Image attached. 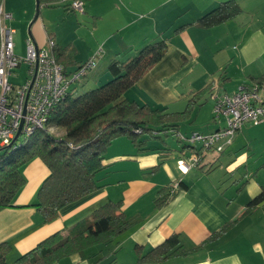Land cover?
I'll use <instances>...</instances> for the list:
<instances>
[{
  "label": "crops",
  "instance_id": "1",
  "mask_svg": "<svg viewBox=\"0 0 264 264\" xmlns=\"http://www.w3.org/2000/svg\"><path fill=\"white\" fill-rule=\"evenodd\" d=\"M226 1L236 2L241 13L212 28L197 24ZM1 5L11 15L6 25L14 34L13 23L21 32L31 21L27 35L23 38L20 33L16 38L18 57L25 53L28 37L40 49H47L52 39L53 55L70 74L99 53L95 67L86 75L96 86L111 79L107 71L111 61H125L148 43L164 40V57L124 94L140 105L179 113L203 91L198 106L205 101L212 110L213 94L233 95L239 87L264 76V0H84V13L73 28L75 42L64 40L50 17L53 12L64 16L66 4L53 0L51 6L39 8L33 21L36 0H1ZM180 27L184 28L176 32ZM83 82L73 86L76 91ZM197 107L198 115L202 108ZM208 121L205 130L191 133L207 134L224 126L212 111ZM262 135L264 122L245 124L221 153L205 155L186 174L180 173L176 161L190 155V149L182 154L181 146H169L170 155L160 160L157 152L138 149L126 137H119L107 148L104 168L96 176L103 187L64 206L50 222H44L33 207L49 174L35 158L23 167L25 185L12 207L0 211V243H9L8 256L15 262L51 235L89 218L103 204L121 201L130 222L122 235L111 244L71 254L56 264H154L137 259L173 233L180 236L187 252L160 264H264V203L246 213L247 203L264 188V176L258 168L254 172L246 166L241 169L261 154L254 147ZM145 148L163 149L148 144ZM174 184L180 187L167 203L155 206L156 199L169 194ZM226 225L222 235L200 247Z\"/></svg>",
  "mask_w": 264,
  "mask_h": 264
},
{
  "label": "trees",
  "instance_id": "2",
  "mask_svg": "<svg viewBox=\"0 0 264 264\" xmlns=\"http://www.w3.org/2000/svg\"><path fill=\"white\" fill-rule=\"evenodd\" d=\"M36 1L38 10L42 6H51L53 2ZM67 11L71 10L67 7ZM240 13L241 8L236 2H222L199 18L197 24L205 29L212 28L235 18ZM183 28H178L176 32ZM166 50L167 43L159 39L145 45L134 57L125 61H111L107 67L111 75L110 80L83 94H76V87H73L75 83L52 109L46 125L56 128V133L38 130L31 136L22 137L18 144L19 138L10 146H1L0 211L12 207L16 195L25 185L23 167L35 158L43 162L49 174L37 192L33 207L43 217L44 222H50L58 216L64 206L80 201L103 187L96 176L104 168L106 150L113 140L126 137L138 149L157 152L160 160L168 157L171 151L167 147L146 149L147 134L154 138H157L160 132L166 136L174 135L178 143L185 142L180 148L182 154L185 150L190 149L192 152L196 149L194 145L180 139V136L188 138L198 132L185 136L179 132V126L190 119L203 91L196 93L179 113L166 112L165 109L146 104L140 105L124 98V94L164 57ZM87 62L81 64L75 71L85 67ZM64 73L69 75L65 71ZM253 83L264 84V76L254 79ZM210 89L209 85L206 90L209 92ZM175 191L170 187V193L160 195L155 201V206L166 204ZM262 203L264 188L247 203L246 213ZM121 207V201L103 204L95 209L89 218L51 235L15 262L56 264L71 254L83 253L92 247L113 243L130 226ZM227 228V225L221 228L200 247L222 235ZM10 249L8 242L0 243V264H8ZM186 252L180 236L173 233L160 245L141 255L137 262L160 264Z\"/></svg>",
  "mask_w": 264,
  "mask_h": 264
},
{
  "label": "built area",
  "instance_id": "3",
  "mask_svg": "<svg viewBox=\"0 0 264 264\" xmlns=\"http://www.w3.org/2000/svg\"><path fill=\"white\" fill-rule=\"evenodd\" d=\"M58 1L74 13H84V0ZM9 20L11 15L0 4V147L11 145L19 128L18 138L31 136L38 130L56 133V128L46 125L49 113L71 86L79 83L88 70L95 67L99 55L92 57L85 67L66 75L52 53L53 40L48 39L47 49H40L28 37L24 58L18 57L14 53V31L6 25ZM23 63L27 65V80L22 86H14L10 77ZM213 98V117L222 118L224 126L207 134L193 133L188 138L180 136L196 148L190 155L177 159V169L182 174L198 167L205 155L221 153L245 124L264 122V84L241 86L233 95L213 94ZM177 188V184L172 185V191Z\"/></svg>",
  "mask_w": 264,
  "mask_h": 264
},
{
  "label": "rangeland",
  "instance_id": "4",
  "mask_svg": "<svg viewBox=\"0 0 264 264\" xmlns=\"http://www.w3.org/2000/svg\"><path fill=\"white\" fill-rule=\"evenodd\" d=\"M4 1V0H2ZM35 1V0H34ZM3 3V2H2ZM35 5V4H34ZM66 14L64 16H61L58 12H53L51 13V21L55 22V24L57 25V29L60 33L61 36H63V39L66 41L69 40H73L75 42L76 37H75V33L73 28L78 25L77 23L80 21V17L79 14L71 12V11H66ZM35 16V9H34V15L33 18ZM65 17V20H64ZM40 20V19H39ZM33 21V19H32ZM31 21L29 22V24L25 27H21V32H18V30L16 29V26L14 25V23L12 24V27L16 30L15 34L13 35V44H15L16 42V38L18 37V35L23 34V38L25 35H27V27L30 25ZM48 24V23H46ZM50 24V23H49ZM8 28H11L8 24H7ZM48 29V28H47ZM24 30V32H23ZM49 30V29H48ZM22 45H23V41H22ZM24 47L22 46V49ZM22 56L21 58H24L25 53L21 52ZM27 65L26 64H21L17 69L14 70V74L11 76L10 78V82L14 85V86H22L26 80H27ZM84 81L83 85L78 88V90L76 91V94H83L85 92H87L88 90L91 89H95L101 85H103L104 83H106L107 81H104L103 83H101L100 85H93L92 81H91V76L88 77L86 79L83 78L81 80V82ZM201 109L200 113L197 115V111H195L194 113H192L190 119L186 122H183L180 124L179 127V131L181 134L187 136L189 135L193 130H198L200 131L202 129L205 130V126H207V124L209 123V118L211 117V111L208 106L207 103H205V101L201 102L200 106H198ZM197 107V108H198ZM197 116V117H196ZM146 139H148V147L150 148H154V147H159V148H166L169 146H177V148L181 145H184L185 142H181L178 143L177 139L174 135H170L168 134L167 136L165 135V133L160 132L157 134V138L154 137H150L148 134L145 137ZM22 140V137H19L17 144ZM258 141V140H257ZM256 150H258V152H261L260 155H257L255 157H252L254 160L251 162L246 163L244 166H242V170L246 167H248V169H252V172H254L257 168L260 170V175L261 177L264 176V135H262V140L260 141L259 145H257ZM253 148V149H254ZM251 158V159H252ZM7 262L8 264H19L14 262V259L12 258V256H8L7 257Z\"/></svg>",
  "mask_w": 264,
  "mask_h": 264
},
{
  "label": "water",
  "instance_id": "5",
  "mask_svg": "<svg viewBox=\"0 0 264 264\" xmlns=\"http://www.w3.org/2000/svg\"><path fill=\"white\" fill-rule=\"evenodd\" d=\"M37 17H38V3H37V1H36V10H35V16H34L33 20H35ZM19 131H20V128H19L18 133L16 134V136H15V138H14V141H16V139L18 138ZM14 141H13V142H14ZM9 146H10V145H9Z\"/></svg>",
  "mask_w": 264,
  "mask_h": 264
}]
</instances>
